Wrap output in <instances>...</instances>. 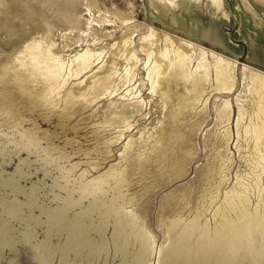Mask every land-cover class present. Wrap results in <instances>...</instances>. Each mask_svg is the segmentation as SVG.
<instances>
[{"label":"rangeland","instance_id":"374dc122","mask_svg":"<svg viewBox=\"0 0 264 264\" xmlns=\"http://www.w3.org/2000/svg\"><path fill=\"white\" fill-rule=\"evenodd\" d=\"M144 42L154 49L150 55ZM165 46L170 57L177 48L190 55L177 74L159 52ZM217 58L235 69L231 90L213 88ZM161 59V76L149 72ZM16 69L27 74L37 97L21 88ZM249 69L264 72V0H0V234L9 227L17 237L0 245V264H49L35 247L47 236V215L42 203L29 204L26 192L35 185L48 203L63 191V167L73 169L70 179L82 173L91 179L119 162L136 168L130 185L119 188L138 194L128 209L147 219L152 264L170 243L161 217L189 221L200 209L197 225L214 234L222 218L241 213V207L225 208L227 194L254 213L264 204V160H256L236 126L238 105L249 98L243 84ZM196 76L203 93L179 114L178 99L193 93ZM101 80L108 83L102 92ZM225 107L231 110L226 126L216 117ZM29 132L41 139L38 149ZM181 155L184 170L172 173L170 162ZM253 235L260 247L259 231ZM109 254L104 264L118 262ZM240 261L264 264V254L253 248ZM84 264H103V258Z\"/></svg>","mask_w":264,"mask_h":264},{"label":"bare ground","instance_id":"6f19581e","mask_svg":"<svg viewBox=\"0 0 264 264\" xmlns=\"http://www.w3.org/2000/svg\"><path fill=\"white\" fill-rule=\"evenodd\" d=\"M148 43L144 42L142 47L150 55L154 49ZM159 52L163 57H168L170 63L176 64L178 68L176 74L190 61V55L179 48L175 50L173 57H170V49L167 46L163 49L159 48ZM164 64L162 59L156 60L149 72L153 71L160 75L162 72L160 67ZM213 66L215 78L212 84L213 88L231 90L235 86L234 67L223 62L222 58H217ZM14 75L25 92H28L33 98L37 97L36 89L30 87L29 78L23 70L16 69ZM243 78V84L248 87L249 94L247 97L249 98H245V101L238 105L236 126L238 131L245 136L247 145L253 149V155L256 154V160L259 162L264 160V72L256 69L244 70ZM165 81L167 80L165 79ZM107 86L108 83L101 80L97 89L102 92ZM157 87L154 83L151 85L153 91ZM191 87L193 90L191 95L186 93L178 99L180 100L178 103L179 114H184L189 98H198L203 93L202 77H194L191 81ZM163 93L165 96L170 94L167 91ZM248 103L250 106H247ZM139 108V105L135 106L128 113L133 115ZM216 117L221 125L229 123L231 119L230 108H221L216 112ZM226 133L228 135V132ZM161 135H164V131L158 134V136ZM27 137L30 143L38 149L41 139L32 132H29ZM189 139L188 137L183 139L181 149H188ZM61 155L69 156L66 153H61ZM185 156L181 155V160L170 162L169 170L172 173H180L184 170ZM71 170L73 169L70 167L68 169L62 168L63 178H61L65 179V183L60 186L63 191L55 194L48 203L45 200H40V196L34 188L35 185L31 187L29 192H26L29 204L42 203L41 208L45 210L47 215V236L36 243L35 247L39 254L37 258L42 263L47 262L49 264L55 257H57V264H84L90 258L101 257L104 264L107 262L111 250L113 259H118V262L115 260L116 263L113 262V264H152L154 241L152 242L149 235L147 219L139 210L128 209V206L137 202L138 194L126 196L122 193V188H119L123 187L124 184L130 185L132 182L130 181L131 175L135 173L136 168L131 163L119 162L111 164L107 170L91 179H85L84 173L70 179ZM110 185H113L112 187L116 191L108 196L106 186ZM225 199V208L241 207V213L237 219H229L228 216L224 215L225 218L224 220L222 218L221 227L215 229L214 234H211L205 225L201 228L197 225V217L201 214L200 209L189 221L183 220L181 215L173 218L169 216L170 220L161 217V224L168 230L170 243L166 248L161 249V255L159 258L157 257V264H241L240 259H244L253 248L256 254L263 255L264 242L260 247H256L253 232L259 231L261 241L264 240V204L256 206L254 213H251L243 203L240 206L233 194H227ZM246 199L244 198L245 202ZM54 200L55 204L53 205L52 201ZM224 210L226 211V209ZM108 230L109 236L107 235ZM194 233L198 236L194 237ZM16 239L15 233L10 232L9 227H4V231H1L0 234V245L14 243Z\"/></svg>","mask_w":264,"mask_h":264}]
</instances>
